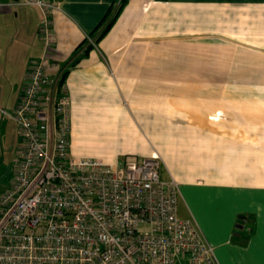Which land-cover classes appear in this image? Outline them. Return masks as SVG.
<instances>
[{
    "label": "crops",
    "instance_id": "crops-1",
    "mask_svg": "<svg viewBox=\"0 0 264 264\" xmlns=\"http://www.w3.org/2000/svg\"><path fill=\"white\" fill-rule=\"evenodd\" d=\"M27 1L0 0V119L45 54L42 12ZM116 4L62 0L52 13L47 54L66 68L72 154L160 155L162 178L180 184L178 216L214 247L212 264H264V0H126L81 57Z\"/></svg>",
    "mask_w": 264,
    "mask_h": 264
},
{
    "label": "built area",
    "instance_id": "built-area-1",
    "mask_svg": "<svg viewBox=\"0 0 264 264\" xmlns=\"http://www.w3.org/2000/svg\"><path fill=\"white\" fill-rule=\"evenodd\" d=\"M42 12L45 54L33 61L12 117L21 143L0 193V264H212L214 247L178 216L180 184L160 155L109 163L71 151L66 68L47 52L62 0H28Z\"/></svg>",
    "mask_w": 264,
    "mask_h": 264
},
{
    "label": "rangeland",
    "instance_id": "rangeland-1",
    "mask_svg": "<svg viewBox=\"0 0 264 264\" xmlns=\"http://www.w3.org/2000/svg\"><path fill=\"white\" fill-rule=\"evenodd\" d=\"M120 5H121V0H117L116 6L113 7L100 32L103 31V29L107 26L109 21L116 15V12L120 7ZM94 41L95 40H93V42ZM185 82L188 81L185 80ZM214 82H217L216 77H211L210 83H214ZM175 94H176L175 92L171 93L172 96H174ZM196 94L203 95L204 93H196V92L190 93V95H194V97ZM213 94L214 93H210V96H215V94L214 95ZM210 119L212 126L214 127L217 126L216 128H222V129L228 128V125L216 124L217 121L216 116H211ZM199 127L210 129L209 125H199ZM20 139H21V134L19 131V126L15 121V119L13 117H8V116H5V118H3L2 116V118L0 119V193L7 190L11 184L15 171V161L17 158L18 149L20 147L19 144Z\"/></svg>",
    "mask_w": 264,
    "mask_h": 264
},
{
    "label": "trees",
    "instance_id": "trees-1",
    "mask_svg": "<svg viewBox=\"0 0 264 264\" xmlns=\"http://www.w3.org/2000/svg\"><path fill=\"white\" fill-rule=\"evenodd\" d=\"M126 3V0H121V5L120 7L118 8L117 12H116V15L109 21V23L107 24V26L103 29L102 32H100L96 38H95V42H99L100 39L108 32V30L111 28V26L113 25V23L115 22L117 16L119 15L122 7L124 6V4ZM116 6V5H115ZM88 44L86 45L85 49H83V54L81 55L82 56H85L86 54H88V52L95 46V43L94 42H87ZM76 61H79V59H77ZM66 74L67 72H65L64 76H63V79H62V82H65V78H66Z\"/></svg>",
    "mask_w": 264,
    "mask_h": 264
},
{
    "label": "water",
    "instance_id": "water-1",
    "mask_svg": "<svg viewBox=\"0 0 264 264\" xmlns=\"http://www.w3.org/2000/svg\"><path fill=\"white\" fill-rule=\"evenodd\" d=\"M246 222H251V220H247L245 219L244 217H242L240 220H239V223L241 224V226H243V224H245ZM250 226H252V224L250 223Z\"/></svg>",
    "mask_w": 264,
    "mask_h": 264
},
{
    "label": "clouds",
    "instance_id": "clouds-1",
    "mask_svg": "<svg viewBox=\"0 0 264 264\" xmlns=\"http://www.w3.org/2000/svg\"><path fill=\"white\" fill-rule=\"evenodd\" d=\"M227 243H230V241H228Z\"/></svg>",
    "mask_w": 264,
    "mask_h": 264
}]
</instances>
